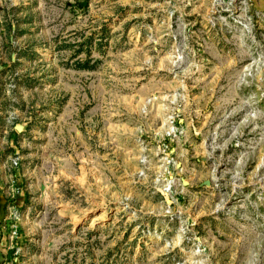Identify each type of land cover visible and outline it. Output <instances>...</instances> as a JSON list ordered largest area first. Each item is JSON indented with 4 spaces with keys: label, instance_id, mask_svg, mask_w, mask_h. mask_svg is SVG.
I'll return each instance as SVG.
<instances>
[{
    "label": "rangeland",
    "instance_id": "obj_1",
    "mask_svg": "<svg viewBox=\"0 0 264 264\" xmlns=\"http://www.w3.org/2000/svg\"><path fill=\"white\" fill-rule=\"evenodd\" d=\"M0 264H264V0H0Z\"/></svg>",
    "mask_w": 264,
    "mask_h": 264
}]
</instances>
